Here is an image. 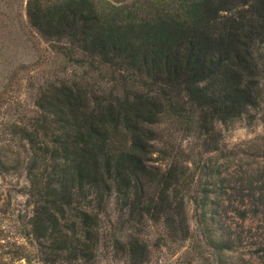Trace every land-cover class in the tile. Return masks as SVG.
<instances>
[{"label":"trees","instance_id":"obj_1","mask_svg":"<svg viewBox=\"0 0 264 264\" xmlns=\"http://www.w3.org/2000/svg\"><path fill=\"white\" fill-rule=\"evenodd\" d=\"M25 15L81 69L40 85L31 114L7 125L22 149L12 164L0 157V173L25 172L39 260L93 264L112 196L129 223L149 217L185 237L188 168L157 146L158 127L171 120L213 152L216 124L261 104L264 0H26ZM121 243L132 263L145 255L139 238Z\"/></svg>","mask_w":264,"mask_h":264},{"label":"rangeland","instance_id":"obj_2","mask_svg":"<svg viewBox=\"0 0 264 264\" xmlns=\"http://www.w3.org/2000/svg\"><path fill=\"white\" fill-rule=\"evenodd\" d=\"M25 4L26 0H0V157L8 164L22 149L9 134V122L31 114L40 85L79 76L81 71L29 25ZM158 130L157 146H173L186 160L187 234L172 235L161 220L149 217L129 223L112 196L100 215L93 264H264V94L258 107L227 125L216 124V151L205 152L195 136L166 118ZM26 182L23 168L0 173V264H42L26 235L31 211L23 191ZM205 192L202 207L195 200ZM132 236L145 244V255L136 263L121 247V241ZM209 236L223 244L222 251Z\"/></svg>","mask_w":264,"mask_h":264}]
</instances>
